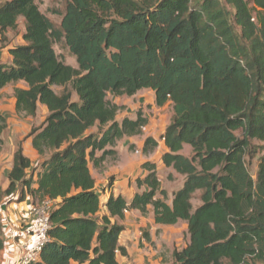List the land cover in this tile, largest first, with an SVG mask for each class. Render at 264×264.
Masks as SVG:
<instances>
[{
	"label": "trees",
	"instance_id": "1",
	"mask_svg": "<svg viewBox=\"0 0 264 264\" xmlns=\"http://www.w3.org/2000/svg\"><path fill=\"white\" fill-rule=\"evenodd\" d=\"M40 1L0 0L1 42L26 22L24 44L10 50V64L0 61V92L23 82L16 113L35 118L39 105L48 109L29 135L42 161L33 167L19 146L3 192L18 194L17 203L29 194L33 207L52 203L49 241L32 264H119V254L128 256L121 222L149 208L158 226L188 225L189 244L174 251L173 264H264V0H70L59 28ZM59 43L77 68L56 53ZM142 90L155 93L159 108L171 104L162 163L184 183L168 203L157 166L145 163L148 174L136 180L143 192L102 201L90 166L148 125L141 111L118 123L121 107L108 95ZM7 129L0 114V140ZM253 141L263 151L257 180L246 164ZM158 145L147 138L143 153ZM1 231L0 219V256Z\"/></svg>",
	"mask_w": 264,
	"mask_h": 264
},
{
	"label": "rangeland",
	"instance_id": "2",
	"mask_svg": "<svg viewBox=\"0 0 264 264\" xmlns=\"http://www.w3.org/2000/svg\"><path fill=\"white\" fill-rule=\"evenodd\" d=\"M69 1L70 0H41L38 2V6L40 11L47 16L57 28H59L66 5ZM25 30L26 22L24 19H20L18 29L8 31L6 41L2 42V45L5 43H11L13 46L19 45L20 37L24 35ZM54 48L56 53L64 60V62H66V64L75 68L78 67L75 58L70 54L69 50L63 43L56 44ZM57 91L59 92V90ZM12 99L13 92L11 90V86H9L0 96V107L3 106L7 109L4 115L7 121L10 119V121L13 120L19 122L20 124H15V126L18 127V129H21L24 125L25 129L22 130L21 133L19 132V134L16 127L14 128V134L7 129L0 140V151L7 150L5 143L8 138L11 137L14 138L15 142L13 141V145L15 149H18L19 146H23V143L26 144L28 138L27 136H29L30 131L42 127L47 117L46 113L42 109L38 110L35 118L19 115L16 111H11ZM118 99V106L121 107V111L117 116L118 122L121 123L124 118L135 120L138 112L141 111L144 117L148 119V125L142 130V134L134 136L135 138L133 142H129V138L131 137L125 136L118 140L113 147L108 148L112 152L106 156L105 160L97 168L98 171H96V175H98L100 180H108L109 176H115L121 180L126 178L133 179L137 175L139 177L141 172L140 163L145 157L140 149V145L149 136H152L153 138L160 137L165 128L169 125L172 117L170 107L166 106L159 109L153 106V104H151L152 106L150 105L154 99V94L151 90L142 91V93L139 94L138 98L134 101L125 96L114 97L111 94L108 95V100L115 104H117L116 101ZM132 106L136 108L133 111L130 109ZM128 113H132V115H129ZM94 131L97 132V128H95ZM25 135L27 136L24 137ZM252 144V153L248 155L246 164L250 175L254 180H257L259 174V162L263 156V151L261 148L262 144L260 142L253 141ZM8 150L10 152V146L8 147ZM159 151L160 150L157 148L152 153L151 157L149 156L148 158L158 161ZM191 153L192 150L190 147H186L183 151L185 156H191ZM101 155L102 153H97V157H100ZM159 176L162 181V188L168 193V203L171 204L173 193L181 188L184 183V178L165 168L159 170ZM101 193V197L105 196V189L101 191ZM3 195V192L0 191V201ZM201 204L200 194H197L193 200V206L194 208H197ZM148 219H150L149 216L147 217V220ZM145 233L148 235L149 240H147L146 236H144ZM153 233L154 234L152 235L148 228H143L141 240H144L146 243V246L144 245L145 248L141 253V256L143 257V264H173L174 251L184 249L190 241L188 225L186 222H180L176 226L161 228ZM251 264L261 263L251 261Z\"/></svg>",
	"mask_w": 264,
	"mask_h": 264
},
{
	"label": "crops",
	"instance_id": "3",
	"mask_svg": "<svg viewBox=\"0 0 264 264\" xmlns=\"http://www.w3.org/2000/svg\"><path fill=\"white\" fill-rule=\"evenodd\" d=\"M0 40H1V36H0ZM23 44H24L23 35L20 37L19 45L13 46L11 43H5L2 45V42L0 41V61L2 63H5V64H10L13 60V58L10 54V50L17 47V46H21ZM9 86H11V90L13 92L11 111H16V99L14 97V89L15 88H25L26 85H25V83L21 82V83H18L17 85H13V84L8 85L7 87H9ZM6 88H4L0 92V96L5 92ZM142 91H147V90H142ZM142 91L137 93L135 96L128 97V98H130L132 101H134L135 99L138 98L139 94H141ZM153 94H154V99H153L152 103H150V105L153 104V106L157 107L156 106L155 93L153 92ZM122 97H124V96H122ZM125 97H127V96H125ZM132 101H131V103H132ZM116 103H117V105L119 104V99L116 101ZM166 106L170 107L171 111H172L171 104H167ZM166 106H164V107H166ZM157 108H159V107H157ZM39 109H42L46 113V115L48 116V109L45 106L39 105L38 110ZM130 109H131V111H133L136 108L132 106V108H130ZM159 109H161V108H159ZM6 110L7 109H5L3 106H1L0 107V114L5 115ZM128 114L132 115V113H128ZM172 115H173V113H172ZM117 121H118V119H117ZM7 123H8V131L10 130L12 132V134H14V128L16 127L15 124L19 125L20 123L13 121V120L10 121V119H8ZM118 123H120V122H118ZM16 128H17V130H18L17 132L19 134V132L21 133L22 130L25 129V126L23 125V128H21V129L20 128L18 129V127H16ZM166 128H165V130H166ZM165 130L163 131L161 136L159 135L160 137H158V138H156V137L153 138L152 136H149V137L153 138L154 140H156L159 144V147H158V149L160 150L159 155H158L159 159H158V161H154V159L148 158L149 156L151 157L152 153L149 155H145L143 153L145 157H144L143 161H141V163H140L141 172H140L139 177L137 175L133 179L126 178V179L121 180L120 178H117L115 176H109L108 180H106V179L100 180L98 178V175H96V171H98L97 168H95L93 165L90 166L92 176L96 181V191H98V193L100 195H102L101 191H103L105 189V187L108 185L110 178L115 177L113 189L107 190L105 192L106 195L102 197V200L107 201L109 196L111 194H114L115 196L122 195L128 202H130L137 193L143 192L145 190V188L139 189L138 186L136 185V180L138 178H144L148 174V172L146 170L142 169V166L145 163L155 164L157 166L158 176H159V170L160 169H162V168L167 169L166 167H164V165L162 163V156L168 152V148L166 147L164 141L161 140V137L165 133ZM30 133H31V131H30ZM26 136L27 135H25L24 137H26ZM27 137L28 138H27L26 144L23 143V146H21V147L23 149L24 155L31 160L32 166L37 167V165L42 161V158L40 157L38 152L36 150H34V148L32 146V138L30 136H27ZM149 137H147V138H149ZM134 138H135L134 136L129 138V142H133ZM145 140L140 145V149L142 150V152H143ZM13 141H14L13 137L8 138V140L5 143L7 150L0 151V190L2 192L6 191L10 185V181L8 179V174L10 173V171L13 168V158H14V154L17 150V149H15V147L13 145L15 141L14 142ZM9 146L11 148L10 152L8 150ZM100 153H102V152H100ZM167 170H171V169H167ZM28 173H31V170H29ZM159 178H160V176H159ZM17 197H18V194L12 195V196L3 195L2 199L0 201V219L2 221L1 234H2V238L4 239V242H5V247L2 250L1 256H0V264H14L19 259V257L21 256L22 246L25 244V242H23L22 240L12 239L11 233H12V231L20 228L23 224H26L27 222H30L34 219V213H33L34 207L32 205V197L29 194H27L25 197V200L21 203L15 202ZM11 200H13L14 202H12V203L9 202ZM149 211H150V213L146 217L142 216V214L138 211H131V212L126 213L125 220L121 222V224L124 225L125 230L122 233V235L120 236L119 243H120V246H122L126 249L128 256L123 257L119 254L117 257L119 264H143V257L141 256V253L146 246L145 241L141 240L143 228H148V230L151 232L152 235L154 234L153 233L154 231H158L161 228H165V226H158L155 224L154 218H153L152 208H149ZM148 216L150 217V219L147 220ZM73 264H77V263H73Z\"/></svg>",
	"mask_w": 264,
	"mask_h": 264
},
{
	"label": "built area",
	"instance_id": "4",
	"mask_svg": "<svg viewBox=\"0 0 264 264\" xmlns=\"http://www.w3.org/2000/svg\"><path fill=\"white\" fill-rule=\"evenodd\" d=\"M52 203L43 202L33 208L34 219L23 224L17 230L12 231L11 238L22 240L21 256L14 264H32L40 259V256L49 241L51 229L50 211Z\"/></svg>",
	"mask_w": 264,
	"mask_h": 264
}]
</instances>
